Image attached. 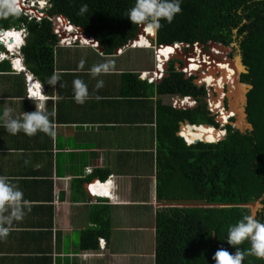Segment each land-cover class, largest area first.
<instances>
[{
  "label": "crops",
  "instance_id": "crops-1",
  "mask_svg": "<svg viewBox=\"0 0 264 264\" xmlns=\"http://www.w3.org/2000/svg\"><path fill=\"white\" fill-rule=\"evenodd\" d=\"M154 34L146 35L150 39ZM58 37L54 73L60 79L55 86L50 78L41 80L30 70L22 51V71L10 59L0 61V116L6 103L19 116L35 111L36 102L45 106L54 125L49 134L29 137L23 132L9 134L0 120V175L14 178L31 202V211L6 239H0V264H155L158 211L175 203L195 204L160 199L157 192L165 158L160 155V108L187 110L173 102L188 97L160 95V82L140 78L143 72L152 74L155 60L145 64L137 55L125 56L148 47L136 45L141 49L106 55L87 40L68 46ZM105 62L111 70L93 78L88 70ZM126 75L151 86L144 89ZM76 79L87 85L89 98L83 104L74 100ZM98 80H103V87H96ZM32 85L41 87V95L33 96L37 89L32 91ZM185 122L180 123V138L189 126ZM96 182L110 183L102 193L111 199L90 194L88 185ZM96 231L101 235L94 242L91 235ZM101 239L107 243L104 249Z\"/></svg>",
  "mask_w": 264,
  "mask_h": 264
},
{
  "label": "trees",
  "instance_id": "trees-1",
  "mask_svg": "<svg viewBox=\"0 0 264 264\" xmlns=\"http://www.w3.org/2000/svg\"><path fill=\"white\" fill-rule=\"evenodd\" d=\"M51 3L50 16H64L84 29L87 35L98 40L106 55L123 49L137 38L140 30V26L127 18L135 0H51ZM84 4L88 11L81 15L79 10ZM181 9L171 24L161 20L162 27L156 31L157 44L168 45L164 47L167 48L175 43L205 45L214 41L225 46L236 43L247 69V73L242 74V83L253 86L247 95L246 107L253 130L242 133L227 125V135L222 141L205 143L197 127L203 124L218 127L208 110L205 86L197 85L194 76L187 78L178 72L174 62L158 85L160 95L192 97L197 102L194 108L187 110L160 108V155L165 158L158 175V197L211 207H170L158 211L155 264H215L213 257L217 250L222 248L233 255L237 251L227 243V234L229 226L251 214L250 208L244 205L258 201L264 204V0H181ZM63 22L61 18L60 28ZM23 26L28 31L22 48L26 64L39 79L51 78L55 46L59 41L53 23L48 19L41 23L28 21L21 13L0 18V30ZM64 26L70 28L67 23ZM145 41L143 35L138 45H148ZM195 52L199 61L194 53L193 57L201 66L215 67L224 75L228 72L225 64L214 63L213 57L199 46L195 47ZM162 59L159 61L163 69L167 59ZM188 66L186 62L185 67ZM197 75L201 77L202 74ZM220 77L212 78L216 89ZM125 78H133L144 89L151 86L133 75ZM218 115L220 123L221 119L223 124L228 123L227 118ZM185 121L191 125L182 129V135L189 136L187 141L195 145L188 146L177 136L180 123ZM193 125H197L193 136L196 133L203 143L191 140L193 137L189 133ZM256 219L264 222V207ZM95 234L91 237L97 242L101 233L96 231ZM239 247L247 250L250 244L245 242ZM243 264H264V260L246 255Z\"/></svg>",
  "mask_w": 264,
  "mask_h": 264
},
{
  "label": "clouds",
  "instance_id": "clouds-1",
  "mask_svg": "<svg viewBox=\"0 0 264 264\" xmlns=\"http://www.w3.org/2000/svg\"><path fill=\"white\" fill-rule=\"evenodd\" d=\"M21 4L22 0H0V18H8L18 15ZM87 11L88 6L84 4L81 6L79 14L82 15ZM181 11V0H135L134 6L127 12V18L132 24L142 27L145 32L154 33L162 27L161 20L171 24L174 17ZM74 27L78 28L76 26ZM145 32H143V35ZM92 38L94 37L92 36ZM94 39L98 42L96 38ZM133 41L138 40L135 39ZM23 46L24 44H21V51ZM1 48V52L6 54L8 59L14 62L15 67H22L19 57L20 53L17 49L12 51V49H8L4 46ZM133 49L140 48L134 47ZM207 50L209 52V49ZM83 65L84 61L82 60L80 62L81 69L83 68ZM110 70V63L105 62L94 64L88 71L89 74L95 78L108 73ZM59 79L60 77L54 73L50 78V85L55 86ZM103 84V80H98L96 87L101 88L103 87ZM31 87V90L36 88V93L38 91V95H41L40 86L37 85ZM73 91L74 100L78 104L85 103L89 98L87 85L83 80L76 79L73 81ZM34 103L36 105L35 111L22 112L19 116L14 115V109L9 106L8 103L5 104L0 120L3 121V127L9 134L16 135L23 132L25 135L31 137L38 132H43L45 134L52 132L54 125L50 119L51 114L47 112L44 105L36 102ZM221 128L227 135V131L223 126ZM13 180L14 178L7 175H0V239H6L10 232L13 231L14 225L24 219L26 211H31V202L24 198L23 191L13 182ZM105 195L107 197L104 196V198L108 200L111 199L110 195ZM245 242L250 244V248L247 250H241L239 246ZM227 243L236 247L237 251L233 255L222 248L217 250L213 257L215 264H243L246 255L264 260V222L256 219L253 214L244 215L235 224L229 226Z\"/></svg>",
  "mask_w": 264,
  "mask_h": 264
},
{
  "label": "built area",
  "instance_id": "built-area-1",
  "mask_svg": "<svg viewBox=\"0 0 264 264\" xmlns=\"http://www.w3.org/2000/svg\"><path fill=\"white\" fill-rule=\"evenodd\" d=\"M52 8V3H51V0H22V4H21V8H20V11L19 13H21L24 17H26L28 19V21H34L36 23H41L44 19H48L50 20L53 25H54V32L55 34H57L58 36H60L62 39H61V42L63 43H66V45L68 46H71V45H75L76 43H85L84 41L80 40V39H77V36L78 34L82 35V36H85L79 29V28H75L70 21H68L67 19L63 18L64 21L67 23V25L71 26L73 28V31H66V29H61L60 28V25H59V20H61L62 17H58V16H50V9ZM12 31H4L2 30L0 32V61H3L5 59H8V56L6 54H4L3 52H1V47H7L8 49H11L14 48V50L17 49V51L19 53H21V44H24L25 43V40L28 36V32L26 30L25 27H22L20 30L18 31H13L15 34V36H10L9 34L11 33ZM145 32V31H144ZM147 33L145 32V38H148ZM16 36H18L16 38V42L15 43H12L11 40L14 39ZM143 36V35H142ZM140 36V38L142 37ZM86 38H89L91 41L88 43L86 42L87 44L89 45H92V47L96 48V49H99V43L92 37H87L85 36ZM155 37H156V32L153 36H151L150 39V42H151V49H154L155 53V70L152 72H143L140 74V78L143 80V81H148V82H151V83H154V82H161L164 77H165V73H166V70H167V67L169 64H171L174 59H176L177 57L179 58L180 56H175L173 55L171 57V59H169L168 61H166L164 63V68L163 69H159V65H160V62L158 60L159 58V53L161 51L162 48H164L165 46H168V45H158L156 40H155ZM18 42V43H17ZM137 43V41H131L128 45H126L124 48L125 49H132L135 47V44ZM175 45V44H174ZM176 45H180L183 47L184 49V52H185V55H182L183 59H184V64L183 65H179L178 67H180L178 69V67H176V69L182 73H184L186 75L187 78H191L193 76H195L196 74L192 73V72H188L185 65H186V59H187V56H190L187 55L188 53L186 52V50H190V45H184V43H179V44H176ZM198 46V43H195L194 44V47H197ZM123 49H119L117 51L118 54H122L123 52ZM202 49V48H201ZM208 48L205 47V51H208L207 50ZM203 50V49H202ZM215 49L214 48H211L209 49V51H214ZM187 55V56H186ZM186 56V57H185ZM17 68V67H15ZM23 67H19L18 70H21L22 71ZM157 70H160V71H157ZM199 73V72H198ZM200 78V77H199ZM198 81L201 83V85H206V87L208 89H212L214 91H217L216 87L215 86H209L207 83H205L203 81V79H198ZM32 86H35V85H32ZM32 88V87H31ZM33 91V90H32ZM35 93V95H34ZM216 93V92H214ZM33 96H37L38 93L36 92H32ZM225 96V94H224ZM219 97V95L214 98L213 96H211L209 94V99H208V110L210 112H215L216 110L213 108L212 106V101L214 99H217ZM186 100H188V98H185ZM190 100V103L188 104L190 107H194L196 106V101L195 100H192L191 98H189ZM225 99V97H224ZM224 99H223V102H224ZM179 102H182V100L180 99H175L174 102H173V105L174 107L178 108L180 106ZM223 106L226 108V106L224 105L223 103ZM217 112V111H216ZM181 136L182 138L184 139L185 142H187V144L191 145V143H189L187 141V139L182 135L181 133ZM110 183L109 182H105V183H100V182H96V183H91L88 185V188L90 190V194L92 196H94V198H96L97 196L99 197H102L104 198L105 193H102L106 190V187L109 185ZM107 185V186H106ZM94 189H96V193H94ZM101 244H102V247L103 249L106 247V242L104 239H101Z\"/></svg>",
  "mask_w": 264,
  "mask_h": 264
},
{
  "label": "water",
  "instance_id": "water-1",
  "mask_svg": "<svg viewBox=\"0 0 264 264\" xmlns=\"http://www.w3.org/2000/svg\"><path fill=\"white\" fill-rule=\"evenodd\" d=\"M143 32H144L143 28L140 27V30H139V33L137 35L136 40H139L140 36L143 35ZM11 42H13V41L11 40ZM184 45L186 46V45H189V44H184ZM198 46H200L203 49V51L206 54H208L209 56H211V53H213L214 51H209V52L205 51V47H207L208 49L214 48L215 50H218V51L221 52L220 55H218L216 53H215L216 54L215 56L212 55L213 56L212 59H213L214 63H217L218 61H221V59H222L224 62L228 61L227 63H230L231 66H232V64L235 65L234 67H235V70L237 72V75H236L237 77L235 78L234 83L232 84L233 86H235V88L234 89H230L229 86H231V85H228V84L225 85L226 89H227V94H226V101H227V106H228L227 110H229V111L235 110L236 111L235 116H233L232 118L236 121L237 125H231V126L236 128V129H238L242 133H245L247 130L252 131L253 127L248 122L247 113H246V107H247V104H248L247 95L250 92V90L253 88V86L250 85V84L242 83V80H241L242 79L241 78L242 74L247 73V69H246V67H245V65L243 63L242 55H241V53L239 51L238 45L236 43H233L230 46H225L223 44L211 41V42H209V43H207L205 45H203L201 43H198ZM193 47L194 46L190 45V51L192 50ZM234 48H236V52L238 53V56L234 60H231L228 54L230 52H232L233 50H235ZM99 50L102 51L101 48ZM216 56H218V57L215 58ZM219 56H221V57H219ZM179 68L180 67H178V69ZM219 74L222 75V73H219ZM199 79H201V77ZM194 82L197 85H201V83L198 80H195ZM208 90H209V94L211 96H213V94H214L213 91L214 90H212V89H208ZM216 93H217V95H219L220 92L217 91ZM240 94H243V95L240 96ZM236 99H239V101L242 102V105H243L242 108H240L238 106V104L235 102ZM180 100L183 101L185 99H180ZM188 100H190L189 97H188ZM189 107L190 106L188 104H186V105H180L178 108H180V109H188ZM217 122H219L218 119H217ZM185 124L186 125H191L190 122H188V121H186ZM232 124H234V123H232ZM204 126H208L209 127V125H207V124H205ZM193 145H195V144H193ZM260 204H261L260 201H258L256 203H252L253 210H252L251 214H253L255 217H257V214H258L257 208H258V206ZM249 205L250 204H247V205H244V206L248 207ZM262 206L264 207V205H262ZM170 207H211V206H208V205L202 204V203H200V204L199 203H195V204H177V203H175V204H170Z\"/></svg>",
  "mask_w": 264,
  "mask_h": 264
},
{
  "label": "bare ground",
  "instance_id": "bare-ground-1",
  "mask_svg": "<svg viewBox=\"0 0 264 264\" xmlns=\"http://www.w3.org/2000/svg\"><path fill=\"white\" fill-rule=\"evenodd\" d=\"M70 28H66V27H64V29H66V31H73V28L71 27V26H69ZM147 34H149L150 35V33L151 32H146ZM10 36H15V35H17V34H15L13 31L9 34ZM18 36H16L14 39H12V43H15L16 42V38H17ZM143 37V36H142ZM150 37V36H149ZM77 39H80V40H82V41H86V39H89V38H86L85 36H82L81 34L79 35L78 34V36H77ZM144 39H146V41H148V48H150V40H148V38H145V34H144ZM88 42H90L91 40L89 39V40H87ZM145 41V42H146ZM18 43V42H17ZM138 46V42L135 44V46ZM147 47V46H146ZM200 47V46H199ZM201 48V47H200ZM11 49H12V51H15L14 50V48H12L11 47ZM166 49H169L168 51H166V53H165V55H163V56H160L161 58H163L162 60H166V61H168V59H171V57L173 56V55H177V56H182V55H184L185 54V52L183 51V49L180 47V46H178V47H173V48H171V47H167V48H162L161 49V51L160 52H158L159 53V55L164 51V50H166ZM192 50H193V53L195 54V56L197 57V54H196V52H195V47H193L192 48ZM173 52H175L174 54H172ZM192 53V54H193ZM193 57V56H192ZM197 59H198V57H197ZM159 60V59H158ZM198 61H199V59H198ZM16 62V61H15ZM160 62V61H159ZM17 63V62H16ZM196 63H198L195 59H193V64H194V67H196L195 69H193V71H191L192 73H194V74H201L200 72H202L201 71V66H200V64H196ZM221 64H225L227 67H229V66H231V64L230 63H227V62H224L223 60H221V62H220ZM160 66L161 65H159V69H160ZM163 66H164V63H163ZM235 65H233L232 64V66L231 67H233V70H230L231 71V73L232 74H230L229 76H225L224 74H222L221 75V77L219 76V72H218V75H206V76H204V78H203V81H204V79H205V77H207V79H206V83L211 87V86H214V82H212V78L213 77H220L217 81H218V84H217V91H219L220 93H223V91H224V87H225V85L226 84H233L234 83V80H235V78L237 77L236 75H237V72H236V70H235V67H234ZM201 67V68H200ZM205 67V66H204ZM202 68V69H204L205 70V68H207V67H205V68ZM164 68V67H163ZM214 69H216L215 67H213ZM161 69H162V67H161ZM217 70H219V69H217ZM157 71H160V70H157ZM207 71V70H206ZM222 70H220V72H221ZM229 71V69H228V73L230 72ZM199 72V73H198ZM208 72V71H207ZM222 73V72H221ZM233 73H234V76H233ZM202 79V78H201ZM190 103V101H188V100H183V102H182V105H186V104H189ZM212 103V106H213V108L218 112V109L219 110H221V112L225 115V117H223L224 115L222 114V113H220V112H218V114H221V117L222 118H225L226 119V116H227V114H229L230 115V117H228L227 118V120H229L231 117H233V115H235V113L234 112H228L226 109H224V106H223V97H222V99H218L216 102H211ZM228 115V116H229ZM221 124H223L222 123V119H221ZM224 125V124H223ZM222 125V126H223ZM196 129V126H194L193 127V130L189 133V135L191 136V137H193L194 138V136H196V134L193 136V131ZM221 129V128H220ZM197 130H198V132L201 134V136H202V138L205 140V141H207V139H206V137L209 139V140H213L214 138V141H212V142H218V141H216V140H221V139H223L224 138V136L226 135V132H224V131H220V130H217L216 128H214V127H211V126H204V125H201V126H199V127H197ZM197 130H196V132H197ZM224 135V136H223ZM192 138V139H193ZM195 139V138H194ZM196 140H198V141H200L197 137H196ZM201 142H203V141H201ZM211 142V141H210ZM205 143H209V142H205ZM94 193H96V192H94Z\"/></svg>",
  "mask_w": 264,
  "mask_h": 264
},
{
  "label": "rangeland",
  "instance_id": "rangeland-1",
  "mask_svg": "<svg viewBox=\"0 0 264 264\" xmlns=\"http://www.w3.org/2000/svg\"><path fill=\"white\" fill-rule=\"evenodd\" d=\"M146 43H144L143 44V47L145 46H147L148 47V45L146 44ZM141 49V48H140ZM147 50H149V51H152L153 53V56L151 55V54H146L148 51ZM139 52H143V54H138ZM186 52L188 53L187 55H189L190 54V56H187V59H186V62L189 64V66L186 68L187 69V71L188 72H191V71H193V69H195L196 67H194V64H193V59H194V57H192L193 56V50H186ZM154 53H155V51H154V49H151V48H144V50H142V51H140V50H138L137 51V54H131V53H128L126 56H125V58H127V59H129L130 57L132 58V56H136L137 55V57H140V58H143L144 59V63L145 64H149V60H155V55H154ZM218 54V55H220V51H218V50H214V52L213 53H211V56L212 55H216V54ZM120 55H122V54H120ZM185 55V54H184ZM229 57H230V59L231 60H234L237 56H238V53L235 51V50H233L232 52H230L229 54ZM177 56V55H176ZM185 56V57H186ZM213 57V56H212ZM218 56H216L215 58H217ZM219 57H221V56H219ZM161 57H160V55H159V58L158 59H160ZM222 60V59H221ZM174 63V65L177 67V66H179V64L180 65H183L184 64V59H183V57L181 56V57H177L176 59H174V61H173ZM228 62V61H227ZM196 64H199V63H196ZM170 66V64L168 65V67ZM201 66V65H200ZM168 67H167V69H168ZM202 68H203V66H201ZM200 67V68H201ZM205 67H207V66H205ZM204 67V68H205ZM201 68V71L202 72H200L202 75H201V78L203 79L204 78V76H206L207 74L208 75H218V72L219 73H221L220 72V70H217V69H214L213 67H210V66H208L207 68H205V70L204 69H202ZM228 69H229V71L230 70H233V67H231V66H229L228 67ZM196 70V69H195ZM208 72H207V71ZM166 73H167V70H166ZM166 73H165V75H166ZM214 73V74H213ZM230 74H232L231 73V71L228 73V72H226L225 73V75L226 76H229ZM219 76H221L220 74H219ZM233 76H234V73H233ZM199 79V75H195L194 76V81L195 80H198ZM229 85H231V86H229L230 87V89H234L235 88V86H233L232 84H229ZM199 86H205V88L207 89V99H206V102H208V99H209V90H208V88L206 87V85H199ZM224 89V91H223V93H219V97L217 98V99H214L213 100V102H216L219 98L220 99H222V97H223V99H224V97H225V99H224V105L227 107V101H226V94H227V89H226V86L223 88ZM213 92H217V91H213ZM224 94H225V96H224ZM243 94H240V96H242ZM218 95H217V93H214L213 94V97L214 98H216ZM241 98V97H240ZM237 104H238V106L240 107V108H242L243 107V105H242V102H240L239 101V99H236V101H235ZM209 103V102H208ZM208 103H207V106H208ZM224 109H226L225 107H224ZM227 110V109H226ZM218 111L220 112V113H222L221 112V110H219L218 109ZM228 112H234L235 114H236V111L235 110H231V111H229V110H227ZM211 114H212V116H214L215 117V122L217 123V125L219 126L218 128H220V127H222V125L223 124H221L220 122H217V119H218V117H219V115H218V112H211ZM223 114V113H222ZM224 115V114H223ZM229 114H227V116H226V118H228V117H230V115L228 116ZM233 116H235V115H233ZM223 117H225V115L223 116ZM232 123H234V124H232ZM227 125H237V123H236V121L234 120V119H229L228 120V123L227 124H224L223 125V128L225 127L226 128V126ZM242 125V124H241ZM199 133V132H198ZM199 135L201 136V134L199 133ZM224 136V135H223ZM202 137V136H201ZM225 137V136H224ZM206 139H207V142H209V143H211L212 141H214V139L213 140H209L207 137H206ZM211 141V142H210ZM260 203L262 204V205H264L263 204V202L262 201H260ZM259 205L258 206V208H257V211H258V213L262 210V205ZM248 208H250V210H251V212H252V210H253V208H252V203L248 206Z\"/></svg>",
  "mask_w": 264,
  "mask_h": 264
},
{
  "label": "flooded vegetation",
  "instance_id": "flooded-vegetation-1",
  "mask_svg": "<svg viewBox=\"0 0 264 264\" xmlns=\"http://www.w3.org/2000/svg\"><path fill=\"white\" fill-rule=\"evenodd\" d=\"M235 49V51H236V48H234ZM224 129H225V127H224ZM226 130V129H225Z\"/></svg>",
  "mask_w": 264,
  "mask_h": 264
},
{
  "label": "snow or ice",
  "instance_id": "snow-or-ice-1",
  "mask_svg": "<svg viewBox=\"0 0 264 264\" xmlns=\"http://www.w3.org/2000/svg\"><path fill=\"white\" fill-rule=\"evenodd\" d=\"M34 95H35V93H34Z\"/></svg>",
  "mask_w": 264,
  "mask_h": 264
}]
</instances>
